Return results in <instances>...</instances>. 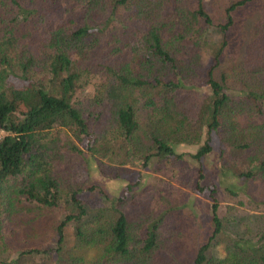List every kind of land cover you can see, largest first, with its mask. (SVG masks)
Returning <instances> with one entry per match:
<instances>
[{
  "label": "trees",
  "instance_id": "obj_1",
  "mask_svg": "<svg viewBox=\"0 0 264 264\" xmlns=\"http://www.w3.org/2000/svg\"><path fill=\"white\" fill-rule=\"evenodd\" d=\"M251 1L212 0L208 12L203 0H0L4 264H37L31 260L42 253L55 254L54 264H188L175 247L177 227L170 232L177 214L170 182L178 180L171 165L201 162L212 151L211 133L234 162H244L236 176L261 185L264 198V18L246 57L219 69L234 12ZM210 30L220 44L206 67ZM11 76L22 84L10 86ZM177 146L197 148L184 154ZM88 158L98 166L139 161L143 170L165 163V179L139 191L151 198L135 212L132 196L116 201L111 217L92 214L78 196L96 187L66 171ZM203 180L198 169L195 191L204 192ZM211 199L213 230L192 263L264 264V213L253 214L255 240L236 221L224 255H211L224 231ZM71 223L73 254L65 252ZM48 231L56 237L52 252L37 246Z\"/></svg>",
  "mask_w": 264,
  "mask_h": 264
},
{
  "label": "rangeland",
  "instance_id": "obj_2",
  "mask_svg": "<svg viewBox=\"0 0 264 264\" xmlns=\"http://www.w3.org/2000/svg\"><path fill=\"white\" fill-rule=\"evenodd\" d=\"M204 6L208 12H212V0H203ZM264 18V0H252L243 7L236 9L234 12L235 26L228 34V44L223 50L220 58V70L226 69L235 65L237 62L246 57L249 45L253 40L254 25ZM209 45L204 50L207 53L205 58V66L208 67L212 63V49L219 46L220 37L210 30L207 36ZM10 86H20L22 81L18 78L14 79L12 76L8 79ZM92 93V89H86L80 97L86 96ZM209 145L212 151L209 155L202 158L201 162H195L185 157L189 166H183L182 164H175V175L178 180L170 182L171 193L176 196V208L177 214L172 215L173 220L170 225V232L173 233L174 226L177 228L178 244L177 248L181 247L186 253V260L188 264H193L192 260L196 256L199 247L206 243L210 237L213 224L211 221V204L212 196L217 200L219 208L218 215L224 224V231L220 234L215 241V245L210 250L211 255L215 257H222L225 253V246L229 243L230 236L227 232L233 231V223L238 221L240 227L238 230L240 233H246L247 237L255 240L256 237H252L256 224L254 223L255 217L253 214L264 213V205H257V203L263 202L264 198H260L262 193L261 185L253 182H246L236 176L238 170L244 168V162L237 163L233 161V156L228 155L227 150L223 147L218 137L213 133L210 134ZM203 141L201 142V144ZM84 148V146L82 147ZM197 147H184L177 146L175 151L177 153H188V151L194 152ZM222 154V152H224ZM103 164L98 166V161L94 158H88L87 161L77 160L67 165V173L72 174L78 183L84 185V188L89 186H95L96 190L86 191L81 193L78 198L83 202L85 206L91 211L92 214H103L106 217H111V206L121 198L134 197V204H130V211H137L138 205L141 203L146 204L151 198V194L142 195L140 190L146 186H156L158 179L164 180L165 177L161 174V171H165L167 166L165 163H160L156 167L147 170H143L140 167V162H135L133 165H126L123 167H117L116 165H110L107 161L103 160ZM152 164V163H151ZM152 167V166H150ZM172 168V167H171ZM202 170L204 180V192L195 191L197 182V171ZM132 189H127L128 187ZM130 192V193H129ZM238 192V195H235ZM254 194L256 197H251L253 203L249 204L248 198L250 194ZM212 195V196H211ZM173 202V201H172ZM258 209H256V207ZM254 207V208H253ZM133 212V213H134ZM132 213V214H133ZM60 216H56L58 218ZM234 225H237L235 223ZM228 234V235H227ZM66 243L65 252L76 253L73 250L75 240V224L71 223L66 227L65 231ZM44 239H46L44 241ZM56 237L52 232L42 235L39 239L40 250H50L51 252L56 249L55 247ZM173 250V248L171 249ZM53 254V253H51ZM50 254V255H51ZM93 255L92 252H89ZM10 257L5 255L0 257V264H4L3 258ZM57 256H49L47 254H37L31 261L37 264H54ZM54 262V263H53Z\"/></svg>",
  "mask_w": 264,
  "mask_h": 264
},
{
  "label": "built area",
  "instance_id": "obj_3",
  "mask_svg": "<svg viewBox=\"0 0 264 264\" xmlns=\"http://www.w3.org/2000/svg\"><path fill=\"white\" fill-rule=\"evenodd\" d=\"M5 133L4 131L0 128V141L4 137Z\"/></svg>",
  "mask_w": 264,
  "mask_h": 264
}]
</instances>
